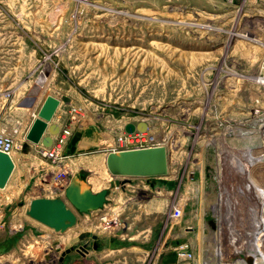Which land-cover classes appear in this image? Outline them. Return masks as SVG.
<instances>
[{
  "label": "rangeland",
  "instance_id": "obj_1",
  "mask_svg": "<svg viewBox=\"0 0 264 264\" xmlns=\"http://www.w3.org/2000/svg\"><path fill=\"white\" fill-rule=\"evenodd\" d=\"M48 95L50 125L72 127L58 162L27 138ZM136 131L169 173L122 190L106 157ZM0 133L16 140L0 264H82L95 241L103 264H264V0H0ZM57 172L110 189L64 232L28 215Z\"/></svg>",
  "mask_w": 264,
  "mask_h": 264
},
{
  "label": "water",
  "instance_id": "obj_2",
  "mask_svg": "<svg viewBox=\"0 0 264 264\" xmlns=\"http://www.w3.org/2000/svg\"><path fill=\"white\" fill-rule=\"evenodd\" d=\"M59 107L60 101L57 98L52 95L46 97L40 108L39 118L34 121L27 135L29 141L40 144L42 140L44 146L52 145V137L44 138V134ZM129 130L133 128L130 127ZM138 130L144 131L145 126L140 125ZM49 132L56 135L59 128L50 125ZM106 163L109 173L115 178V186L123 190L132 178L149 180L166 177L169 173V153L165 146L111 152L107 155ZM14 170L15 164L10 155L0 152V189L7 187ZM109 194V188L95 193L90 185L81 184L78 176H75L66 189L65 198L34 199L30 203L28 215L56 232H64L75 226L77 214H87L104 208ZM94 249H98V244L94 245ZM70 252L71 250L66 251L64 256Z\"/></svg>",
  "mask_w": 264,
  "mask_h": 264
},
{
  "label": "built area",
  "instance_id": "obj_3",
  "mask_svg": "<svg viewBox=\"0 0 264 264\" xmlns=\"http://www.w3.org/2000/svg\"><path fill=\"white\" fill-rule=\"evenodd\" d=\"M71 135H72V127L69 124L62 125L59 129L58 134L54 135L52 145L49 147L41 145V147L39 149V154H41V156L44 158H48L52 161L58 162V160H60L59 156H60L63 148L68 143ZM133 135L136 138V142H137L136 145H134L132 147H129L127 145L123 146L124 142L121 140L122 142H121L120 148L116 149L114 152L157 147L156 145L140 146L139 141L142 138H141L139 132L136 131V134L134 133ZM15 148H16V140L14 139V136L10 135V134L0 133V152H3V153L10 155V154L14 153ZM54 179L56 181V184H55L56 189H55L54 199L64 198L66 189L69 187L73 177H70V175H68L65 172H57V173H54ZM180 216H181V213L178 210H176L175 215L173 216L174 219L177 220L180 218ZM103 220L105 222V218ZM105 223L107 224V227L109 228L110 225L107 222H105ZM111 231L114 232V231H116V229H112ZM95 244H98V243L96 241L93 243V249H94ZM88 247H89V244L86 243L77 249V253L80 255L81 261L88 259V255L91 251L90 249H88ZM97 250H95V251H97ZM176 251L178 252L179 257L182 259L189 260L192 257V254L189 252L188 243L179 244L176 247ZM64 254L65 253L62 254V257L64 256ZM62 257H61V259H62ZM79 263H82V264H103V263H97L94 260H89L87 262L82 261ZM104 264H110V263H104Z\"/></svg>",
  "mask_w": 264,
  "mask_h": 264
},
{
  "label": "bare ground",
  "instance_id": "obj_4",
  "mask_svg": "<svg viewBox=\"0 0 264 264\" xmlns=\"http://www.w3.org/2000/svg\"><path fill=\"white\" fill-rule=\"evenodd\" d=\"M55 97V96H54ZM56 98V97H55ZM59 100V99H58ZM60 101V100H59ZM60 104H61V102H60ZM40 111V110H39ZM39 111L35 114V117H37L36 119H38L39 118ZM35 119V120H36ZM54 119V118H53ZM52 119V120H53ZM52 122V121H51ZM51 122L50 123H48V126H47V129H46V131H45V134H46V132L48 131V129H49V127H50V124H51ZM45 134H44V136H45ZM41 142H42V140H41ZM40 142V143H41ZM10 157L12 158V160H13V162H14V164H15V166H16V162H15V158H14V155H13V153L12 154H10ZM106 159H107V157H106ZM106 166H107V163H106ZM108 169V168H107ZM75 177V176H74ZM80 181V180H79ZM81 184H82V182H80ZM122 189V188H121ZM124 189H125V187H124ZM123 190V189H122ZM31 203V202H30ZM29 208H30V206H29ZM105 221L110 225L109 226V228L107 227L106 229H117L119 226H118V224H117V222H115L114 221V219H113V217L112 218H110V217H107V219L105 218ZM47 227V226H46ZM111 227V228H110ZM49 228V227H48ZM72 228V227H71ZM70 229V228H69ZM256 257V255L255 254H250V255H248L247 256V258H248V260H252V262L250 263V264H253L254 263V258ZM56 256H55V258H54V263L56 262Z\"/></svg>",
  "mask_w": 264,
  "mask_h": 264
},
{
  "label": "crops",
  "instance_id": "obj_5",
  "mask_svg": "<svg viewBox=\"0 0 264 264\" xmlns=\"http://www.w3.org/2000/svg\"><path fill=\"white\" fill-rule=\"evenodd\" d=\"M14 174V173H13ZM96 252L94 249H92L88 255V259L84 260L85 262L89 261V260H94L96 261V259L98 258V256H96Z\"/></svg>",
  "mask_w": 264,
  "mask_h": 264
}]
</instances>
